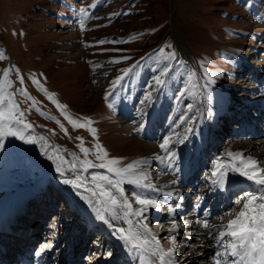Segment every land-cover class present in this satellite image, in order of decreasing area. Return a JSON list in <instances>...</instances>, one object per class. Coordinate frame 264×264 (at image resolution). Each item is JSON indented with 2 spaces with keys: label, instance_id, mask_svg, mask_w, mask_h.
Instances as JSON below:
<instances>
[{
  "label": "rangeland",
  "instance_id": "374dc122",
  "mask_svg": "<svg viewBox=\"0 0 264 264\" xmlns=\"http://www.w3.org/2000/svg\"><path fill=\"white\" fill-rule=\"evenodd\" d=\"M0 51L5 56L0 78L8 69L7 93L31 125L23 129L24 139L5 137L0 148V204L10 201L2 208L5 213L17 207L10 217L15 223L9 227L12 241L0 240L9 250L26 246L27 235L39 232L35 226L26 228L35 224L30 222L35 211L23 208L33 202L27 198L34 187L57 172L61 159L66 169L72 164L80 169L84 160L102 163L98 144L107 152L105 160H119L113 167L142 161L130 178L144 173L154 182L149 157L161 151L164 138L177 139L174 149L185 151L192 130L203 124L208 138L200 152L207 164L182 183L180 208L188 209L183 220L192 225L196 201L203 198L205 208L217 201L213 193L205 195L213 161L220 157L217 164H231L224 152L237 141L264 138V0H0ZM165 67L166 83L160 87L154 77ZM117 77L123 79L113 88ZM148 92L151 100L141 104ZM106 93L111 94L107 101ZM66 117L81 124L90 118L95 136ZM141 124L145 127L137 131ZM247 125L254 132L248 140L243 131ZM158 132L163 138L153 149L151 140ZM29 137L32 143L26 142ZM81 146L89 150L87 155ZM87 172L108 174L101 168ZM124 187L135 207L130 195L135 187ZM244 191L243 186L229 191L210 220L230 217L226 213ZM145 223L152 233L160 228L150 219ZM193 238L177 240L180 256L193 250ZM159 243L165 252L171 246L168 240ZM195 259L186 264H199Z\"/></svg>",
  "mask_w": 264,
  "mask_h": 264
},
{
  "label": "snow or ice",
  "instance_id": "6c2138e0",
  "mask_svg": "<svg viewBox=\"0 0 264 264\" xmlns=\"http://www.w3.org/2000/svg\"><path fill=\"white\" fill-rule=\"evenodd\" d=\"M80 14L87 18V11L81 8ZM80 27L83 30L84 20L80 21ZM170 57L174 58L175 53H170ZM4 53L0 51V59H4ZM129 70L125 69V75ZM168 72V67H165L160 75L154 77L155 85L163 87L166 81L162 77ZM9 70L5 69L3 77L0 78V148H4L5 137H16L18 139H24L23 129L30 128L31 125L26 123L23 119V112L19 110V105L12 99V94L7 93V88L11 87V82L7 80ZM17 78L20 79L17 73ZM123 77H117L113 82V88L121 81ZM22 82V80H21ZM33 83L38 81L33 80ZM157 89L153 87V91ZM17 91H23V89H17ZM26 95V93H25ZM110 93H106L105 99L108 100ZM7 97V105L4 104V99ZM152 93L148 92L141 100V104L151 100ZM111 107V105H109ZM58 108L64 106L57 105ZM73 126L87 127L90 133L95 136V129L91 128V119L84 118L85 123L81 124L76 120L66 117ZM17 125H22L17 127ZM145 127L144 124L140 125L142 130ZM81 139V137H77ZM27 143H32V139L29 137L26 140ZM172 143L170 137H165L159 147L165 150L169 156L174 158V154L171 152L169 145ZM98 160H102V163L94 164L91 161L84 160L81 162V168L77 169L75 164L71 165L70 172L74 175V179L65 178L63 182L71 185L75 189L84 188L85 191L91 193L89 197V203L92 205L95 212L96 219L107 225L112 230V234L116 236L126 247L130 250H139L141 252L147 250L150 251L152 256L158 257L159 264H176L175 255L178 247V241L174 235L177 232L179 225L175 222V213L177 209L181 207L179 202L168 203L165 202V207L169 213V223L171 227L167 229L168 235L162 238H158L156 234H153L149 230V226L144 223L147 219L146 213L149 208H155L157 211L160 208L157 206L158 202L154 198L144 197L142 192H132L130 195L135 200V203L139 205L137 208L132 207V203L129 200V196L126 195L127 189L125 184L132 185L135 188L147 187L152 189L151 184H142V179H147L146 174L141 173L139 177L130 178L129 174L133 168L143 163L142 161H135L128 164L125 167L117 168L113 167L119 163L116 158L107 159V152L102 146L96 145ZM81 151L87 155L89 150L81 146ZM227 156L232 158L233 161L239 160L240 163L235 162L231 164L219 165L217 161L221 158L217 157L213 161L216 165L211 173V183L215 186V189L219 191H225L229 185L234 184L231 179L232 174H238L241 177L252 181L256 185L255 191H244L235 200V204L239 210L232 209L230 213L226 215L232 218L227 220L226 224L210 225L207 221H197L205 228L206 235L211 237L214 241L216 251L214 252L215 264H264V167L252 157H243L241 153H233L229 151ZM89 168H101L106 169L108 174L93 173L90 177L91 186H88L87 177L82 178L77 173L79 171H87ZM56 171L61 176L64 172L60 167H57ZM172 183H176L175 180ZM156 189H153L155 191ZM168 197H173V192L166 193ZM107 213V215H105ZM223 219V218H221ZM119 221H123L128 227L116 226ZM54 227V224H53ZM163 228L164 226L161 225ZM213 232L218 234L213 235ZM159 239H165L170 242V247L165 252L159 243ZM203 246V245H202ZM52 245L45 243L42 245L41 251L37 252L39 256L44 250L50 249ZM110 257L111 252L107 253ZM86 259L91 260L90 257Z\"/></svg>",
  "mask_w": 264,
  "mask_h": 264
},
{
  "label": "bare ground",
  "instance_id": "6f19581e",
  "mask_svg": "<svg viewBox=\"0 0 264 264\" xmlns=\"http://www.w3.org/2000/svg\"><path fill=\"white\" fill-rule=\"evenodd\" d=\"M261 94H264V90L261 92ZM263 99H264V97H263ZM202 120L204 122L207 121L205 119V117H202ZM198 127H195L192 130V132H191V134L187 140V147H186L185 151H183V150L179 151L178 148H176L177 150L174 149L175 143L178 142L177 139L174 140L169 145V147L171 148V152L174 154V158L169 156V154L165 150H162V149H161V151L160 150L155 151L154 154L150 155L149 163L152 164L151 169H154V172L152 174V177L154 178V182L146 179L142 184H145V185L151 184L153 187H152V189H149L147 187L135 188V191L138 192L140 190V192L143 193L144 197L154 198L158 202L157 206L160 208L159 211H157L155 208H149L147 213H146L147 219L152 220V223H156L158 226H160V228L158 227L159 228L158 231L153 233V234H156L158 238H162L164 236H167L168 235L167 229L169 227H171V225L169 223V213L167 211V208L165 207V202L173 203V204L176 202L181 203L183 201L182 192L184 193V190H182V183L188 178V176L197 174L198 173L197 170H199L201 168V166L207 164V162L205 161L206 157L200 151H201L202 143L205 142L206 138H208L207 137L208 133L204 132L203 124H201V126H198ZM243 131L246 133L245 134L246 140H248L247 135L249 133H251V135H253V133H254V132L252 133V125H249V126L247 125L245 128L243 127ZM160 136H161V133H159V132L155 136H153L154 139L151 140V142L153 141L152 142L153 149H156V145H157V141H158L157 139ZM161 137L163 138V136H161ZM150 148H149V150H150ZM249 150L252 153H248ZM229 151H231L233 153L239 152L242 154L243 157H252L253 159L257 160L262 167H264V138H262V140H260L256 143L250 142V141L245 142V143H239V141H237L233 146H231L228 150H226L224 152V156L228 157L227 153ZM149 153H150V151H149ZM228 158H230V157H228ZM230 159L232 160V158H230ZM233 162H235L236 164L240 163L239 160H236ZM57 163H58L57 167L61 168V171L64 172V175L61 176L60 173L56 172L50 178L49 181L47 180L48 182H45L47 187L53 186V185L56 186V188H58L61 192H63L66 195L73 197L76 200H78L83 209L91 210L94 212L92 205L89 203V197L91 196V193L88 191H85L84 188L75 189L71 185L65 184L63 182V180L65 178L74 179L75 177L70 172V169L65 168L63 159L59 160ZM198 166H200L199 169H198ZM211 166H213V165H211ZM93 173L94 172L79 171L77 174L80 175L82 178H85V177L89 178L88 179V186H91L90 177ZM211 179H212V177H211ZM231 179L234 182V184L229 185L228 189L225 191H219V190L215 189V186L212 185V183L210 182L209 188H208L205 195L208 196L210 193H213L214 198L215 199L217 198V201H215L213 203V207H211V208H208V207L205 208L203 206V198H202V200L200 199V200L196 201V203L192 207L193 208V215H191V220H193L192 225H189L190 223L185 224L184 220H183V218L185 217V213L188 211V209L187 210H183L182 208L177 209V211L175 213V222L177 223V225H179V227L177 228V232L174 234L176 236V240L181 239V238L190 239L191 237L194 236V238H193L194 239V243H193L194 248H193V250H191L186 255H181V256L178 253V251L176 250V255H175L176 264H186L188 261H190L189 259L192 256L196 257V259H195L196 261L199 260V262H198L199 264H215L214 252L216 251V247L214 246V241L211 239V237L206 235L207 230L205 228H203L201 224H198L197 221L198 220L199 221H205L206 220L207 223L210 225L226 224L227 220L232 218L231 216L228 217L227 219L223 220V221H220V222L215 221L214 219L210 220V217L211 216L213 217V215H216L215 213L217 212V210L220 209L219 204L222 201V198L224 196H226V194L229 191H234L237 186L245 187L246 191H255V189H256V185L252 181H249L244 177H241L239 175L237 177V176H234V174H232ZM173 180H175L176 183L173 184L172 183ZM153 189H156V190L153 191ZM128 190H130V188ZM168 192H173L174 193L173 197H168L166 195V193H168ZM186 193H188V192H186ZM32 195H34V194H32ZM28 196H30V195H28ZM9 198L11 199L12 197H9ZM16 199H18V198H16V196L13 197L12 198L13 202ZM9 202H2V204H0V214H1V212L4 211V210H2V208L7 207ZM137 207H139V205H137L135 203V207H133V208H137ZM16 208L17 207L13 208L9 212L6 211V213L4 211L3 214L0 215V225H2V227H5V226H8V227L11 226L12 227V225L13 226L15 225V223L13 222V220H11L10 217L14 212H16V210H17ZM234 209H236L237 211L239 210V208L236 204H235ZM105 215H107V213ZM181 216H183L181 219L182 221L176 220V217H181ZM145 221H144V223H145ZM31 223H35V224H28V223L26 224V228H30L29 231H32L31 229L34 226H35L34 229H36V227L39 225V223H36L33 221ZM27 225H29V227ZM161 225H163L164 227L162 228ZM116 226H122L125 228L128 227L127 225H125L123 223V221H119ZM103 228L106 232L112 233V230L109 229L107 225L104 224ZM216 234H218V233L213 232V235H216ZM2 235H4V236H2ZM11 235H8L6 233L4 234V233L0 232V240H1V238L2 239L6 238L7 240H10L9 242H11L12 237H13ZM27 236L29 237L28 243H31V244H35V243L41 244L42 243V241H39L40 236L36 233H32V234L27 235ZM114 238H115V241L122 248L123 253L119 254L117 257L108 258L106 260L103 259L102 264H122V263H119V261H123V264H143L141 261L143 254H146V256L148 257V263L147 264H159L158 257L152 256L150 251L145 250V251L141 252L139 250H130L119 239H117L116 236H114ZM159 240H165V239H159ZM198 247H200V249L196 250V248H198ZM18 248H19V250L22 249V250H25L26 252L29 251V249L25 248V246L24 247H18ZM109 248L110 247L106 248V243H105L104 245H100V247H98L96 249V252L97 253H104ZM4 249H7V247L3 246V244H1V242H0V254L4 252ZM202 249H203V251H201ZM205 251H206V253H204ZM5 257L7 258L8 256L5 255ZM51 263L54 264L55 260H52Z\"/></svg>",
  "mask_w": 264,
  "mask_h": 264
}]
</instances>
